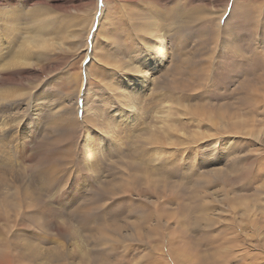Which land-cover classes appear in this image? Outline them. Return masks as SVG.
Here are the masks:
<instances>
[{
	"label": "rangeland",
	"instance_id": "1",
	"mask_svg": "<svg viewBox=\"0 0 264 264\" xmlns=\"http://www.w3.org/2000/svg\"><path fill=\"white\" fill-rule=\"evenodd\" d=\"M5 9L16 14L0 21V27L7 25L4 33L25 37L23 48L11 43L10 54L20 49L16 59L25 54L27 64L0 69V95L8 93L0 120L14 128L13 138L0 147V161L7 160L20 183L14 199L19 212L5 200L8 195L0 196V241L26 236L43 256L48 250L66 256L30 261L5 245L0 264H264V241L257 243L256 236L264 235V88L244 72H262L264 81L258 35L259 27L264 30V0H0V12ZM230 9L229 25L242 26L231 46ZM178 11L187 22L189 12L201 21L177 29L170 20ZM153 23L167 26L148 35ZM39 26H46L42 35H50L35 36ZM164 32L169 41L158 55L155 36ZM232 60L241 61L239 69L229 65ZM189 71L197 76L182 81ZM246 76L263 101L241 102L251 94L239 88ZM174 85L185 91L175 92ZM34 107H42V117L33 118ZM83 116L89 118L81 121ZM35 168L40 175L54 168L59 179L49 192L39 188L45 198L37 201L24 192L31 191L27 184ZM106 181L115 196L96 194V184ZM77 207L90 218L79 229L82 239L73 240L61 214L73 218ZM91 229L110 239L99 234L86 241ZM119 231L130 232L133 241H121ZM108 250L114 253L106 257Z\"/></svg>",
	"mask_w": 264,
	"mask_h": 264
},
{
	"label": "bare ground",
	"instance_id": "2",
	"mask_svg": "<svg viewBox=\"0 0 264 264\" xmlns=\"http://www.w3.org/2000/svg\"><path fill=\"white\" fill-rule=\"evenodd\" d=\"M7 2V1H6ZM28 3H31V2H28ZM235 3V2H234ZM4 8V7H3ZM3 10V9H2ZM41 10V9H40ZM44 9H42L41 11H43ZM231 10V9H230ZM13 11H15V10H13ZM10 12V11H7L6 9L4 10V11H2V12H0V21H5V19L8 17V16H10V14H11V16H13V15H15L16 14V12ZM40 11V12H41ZM22 12V11H21ZM24 12V11H23ZM34 12V11H33ZM189 12V11H188ZM186 13V12H185ZM18 14H20V12L18 13ZM192 14H194V13H192ZM195 14H196V12H195ZM33 15H35V14H33ZM46 15V14H45ZM44 15V16H45ZM189 16L186 18L187 20H188V22L186 21V20H184V18H185V16H183V13H182V15H181V13H180V11H178V12H176L175 14H173L172 16H171V25H173V24H175L176 23V27H177V29L182 25V24H184V23H194V24H196V23H198L199 21H201V20H199V18L198 17H194L193 15L192 16H190L191 14H190V12H189V14H188ZM231 15H232V10L230 11V13H229V16H228V18H227V32H228V42H229V44H230V46H231V44H234L235 42H237L238 41V37L239 36H237V35H233L234 34V32H235V30H236V28L237 29H239L240 31L242 30V26H240V25H236V23H235V25H233V26H230L229 25V20H230V18H231ZM23 16V14H21V16L19 15V17H22ZM26 16H28L27 15V13H26ZM40 16V15H39ZM43 16V15H42ZM220 16V15H219ZM147 18H150V17H147ZM22 19H23V17H22ZM29 19H30V17H29ZM35 19V18H34ZM153 19V18H152ZM19 20H21V19H19ZM26 20V19H25ZM243 20V19H242ZM27 22H25V23H27L28 25H29V23H31L30 21H28V20H26ZM92 21H93V19H92ZM249 21V20H248ZM10 22V21H9ZM12 22V21H11ZM11 22H10V24H11ZM14 22V21H13ZM19 21H17L16 22V24L18 23ZM22 23H24L23 21H21ZM29 22V23H28ZM32 22H33V20H32ZM35 22H36V20H35ZM92 23V22H91ZM257 23L258 24H260L259 23V21H257ZM10 24H8V25H10ZM26 25V24H25ZM1 26V25H0ZM2 26L3 27H0V45L2 46L3 44H5V47H4V51H3V55H1L0 56V69H2V68H5L6 69V67L5 66H13V67H17V66H21V65H23L24 63L25 64H27L26 63V60H25V57H26V55L25 54H21L20 56H19V59L20 60H17L16 59V57H17V54L18 53H20L21 52V50L20 49H16V50H14V52L12 53L11 52V54H10V51H9V49H10V47L9 46H11L12 44L11 43H15V44H17L16 46L17 47H21V48H23V46H25V37L24 38H21V37H17V35L15 36L14 34H12V36H11V34H10V32L9 33H4V30H6L5 28H6V26H5V23L4 24H2ZM23 26H24V24H23ZM91 26V25H90ZM146 26H148V25H146ZM150 26H154V27H148L147 28V31L149 32L148 33V35H151L152 33L153 34H155L156 35V32H161V31H163V30H165V27L167 26V23H165V25L163 24L162 25V27L161 28H155V27H158V23H153V24H151ZM19 27V26H18ZM34 27H35V25H34ZM248 27V26H247ZM259 27V26H258ZM37 28V27H36ZM45 28H46V26H45ZM43 26H39L37 29H35L34 28V31L36 32V34H34L35 36L38 34V35H40V38H41V35L43 34V29H45ZM90 28V27H89ZM88 28V29H89ZM192 28H194V26H189V29H192ZM18 29V28H17ZM30 29V28H29ZM257 29V28H256ZM9 30H11V31H14L13 30V28H11V29H9ZM19 30V29H18ZM43 30V31H42ZM100 30V29H99ZM3 31V32H2ZM19 31H21V30H19ZM33 31V32H34ZM200 31V30H199ZM18 32V31H17ZM29 32V31H28ZM31 32V31H30ZM33 32L31 33V34H33ZM34 32V33H35ZM52 32V31H51ZM99 32V31H98ZM20 33H23L22 31L20 32ZM64 33H66V32H64ZM29 34V33H28ZM53 34V33H52ZM21 35V34H20ZM20 35H18V36H20ZM46 35H50L49 33L48 34H46ZM46 35H42V36H46ZM65 35V34H64ZM241 36V38L240 39H242V40H245V36L243 35V33L242 34H240ZM258 35L260 36V38H261V41H262V48H264V30H262V28L261 27H259V29H258ZM24 36V35H23ZM34 36V37H35ZM66 36V35H65ZM68 36H69V33H68ZM38 37V39H39V36H37ZM47 37V36H46ZM156 37V39H158L159 40V45L157 46V48H158V53H156V54H158V55H162V54H164V43L166 44V42H168L169 41V36L166 34V32H164V33H160L158 36H155ZM21 38V39H20ZM36 38V37H35ZM48 38H49V36H48ZM86 38V37H85ZM34 39V38H33ZM43 40V39H42ZM46 40V39H45ZM45 40L44 41H42V43L43 42H45ZM48 41H50V40H48ZM7 42H9V43H7ZM2 43V44H1ZM28 43H31V42H29L28 41ZM48 43V42H47ZM53 43V42H52ZM45 44H46V42H45ZM153 44V43H152ZM156 44V43H155ZM229 44H225V45H229ZM245 44V43H244ZM43 45H44V43H43ZM48 46H49V44H47ZM157 45V44H156ZM238 45V44H237ZM240 45V44H239ZM15 46V45H14ZM51 46H52V44L49 46L50 48H51ZM155 47V46H154ZM167 47V46H166ZM224 47V46H223ZM30 48H31V44H30ZM242 48H244L243 46H242ZM261 48V49H262ZM12 49H15V48H12ZM262 50H264V49H262ZM155 51V50H154ZM247 51H248V49H247ZM155 52H157V51H155ZM2 53V52H1ZM168 53V52H167ZM260 52H258V53H254L255 55L254 56H256L257 58H258V60L259 59H261V56H260V54H259ZM166 54V53H165ZM165 56V55H164ZM229 56V55H228ZM162 57V56H161ZM231 57V56H230ZM151 58V57H150ZM27 59V58H26ZM152 59H155V58H152ZM157 59V58H156ZM163 59V58H162ZM248 59V58H247ZM164 60V59H163ZM155 61V60H154ZM153 61V63H155ZM165 61V60H164ZM238 61H240V60H232V61H230V63H229V65L231 66V67H234L235 65H237V67H238V69H239V63L241 64V61L238 63ZM260 63H262L261 61H259ZM159 63V62H158ZM157 63V64H158ZM146 64V63H145ZM191 64H192V62H191ZM217 64H219V63H217ZM263 65H264V63H262ZM155 65V64H154ZM161 65V64H160ZM167 65V64H166ZM147 66V65H146ZM8 67V68H9ZM12 67V68H13ZM155 67V66H154ZM194 67V66H193ZM193 67H191V68H193ZM7 68V69H8ZM11 68V67H10ZM145 68V67H144ZM147 69H148V67H146ZM166 68V67H165ZM236 68V67H235ZM257 68H259V66H257ZM5 69H3V70H5ZM136 69V68H135ZM142 69V68H141ZM232 69V68H231ZM156 71H157V69H155ZM263 70V69H262ZM148 71H149V69H148ZM166 71V70H165ZM239 71V70H238ZM162 72V71H161ZM198 72V71H197ZM197 72H194V71H189V72H185V73H182V76H184L186 79H183L182 81H185V80H190L191 78H195L197 75H195ZM240 72H242V71H240ZM244 72H246V75H250V76H252L251 74H253L254 75V78L256 79V80H258V79H260V82H256L257 83V85L258 86H261V90L264 88V81H262V72H261V74H254V72H253V69H246ZM167 73V72H166ZM163 74V73H162ZM172 74V73H171ZM173 74H177V75H179L180 74V72H178V69H176L175 70V73H173ZM239 74V72H237V73H233L232 74V76L234 75V76H237ZM168 75H170V74H168ZM241 76H243L242 74H240ZM90 76V75H89ZM172 76V75H171ZM232 76L230 77V79L228 80V81H225L226 82V84H228V82L230 81V80H233V78H232ZM257 76H259V77H257ZM87 77H88V74H87ZM142 77V76H141ZM183 77V78H184ZM247 78H246V85H247V87H246V85H245V83H243V82H241L240 83V86H239V88L240 89H248V88H250V87H248V85H249V79H248V77L249 76H246ZM175 78H176V76H175ZM239 78V77H238ZM250 78V77H249ZM135 79H136V77H135ZM143 79V78H142ZM254 79V80H255ZM128 80V79H127ZM126 80V81H127ZM172 80H173V78H172ZM139 82V81H138ZM149 82V81H148ZM165 82V81H164ZM172 83H173V81H171ZM253 82H255V81H253ZM135 83V82H134ZM255 83V84H256ZM140 84V83H139ZM185 85H187V86H189L188 85V83H184ZM254 84V83H253ZM172 85V84H171ZM252 85V84H251ZM140 86H142V84L140 85ZM145 86V85H144ZM256 86V85H255ZM252 87V86H251ZM131 88V87H130ZM172 88H174V91L176 90L177 92H180V93H182L183 92V90H184V88L185 87H178L177 85H174V87H172ZM141 89V88H140ZM129 90V89H128ZM171 90V89H170ZM136 91V90H135ZM140 91H142V90H140ZM175 91V92H176ZM185 91V90H184ZM254 91V92H253ZM41 92H42V90H41ZM248 93L250 92L251 94H250V96H246V97H243V98H241V102H245L246 104L247 103H250L249 101H251L252 100V98L253 99H255V100H261V101H263V99H262V96L264 95V94H262V96H261V94L259 93V87H255V88H253L252 87V89L250 88V89H248V91H247ZM4 93H6V91H3L2 93H1V95H0V113H2L3 111H2V109L3 110H5V109H7V105L6 104H4V105H2L3 103H7V101H8V98H7V96L4 94ZM149 93V92H148ZM174 93V92H173ZM2 94H4L3 95V97H2ZM7 95H8V93H6ZM41 94V93H40ZM43 94V93H42ZM49 95V94H48ZM137 96V95H136ZM37 97H38V99H39V97H42L41 95H37ZM48 97V96H47ZM142 97V96H141ZM205 98V97H204ZM34 99V98H33ZM45 99V98H44ZM139 100V99H138ZM251 102H253V100L251 101ZM37 103V102H36ZM121 103V102H120ZM133 103H135V100H133ZM178 104H180V103H178ZM253 104V103H252ZM130 106H133V104H130ZM43 107V106H42ZM41 107V108H42ZM88 107H90L89 105L87 106V110H88ZM252 107V106H251ZM41 108L40 107H34L33 109H32V114H33V118L34 119H38L39 117H42V115H41ZM45 108V107H44ZM84 108H85V105H84ZM91 109H92V107H91ZM94 109V108H93ZM64 110V109H63ZM75 110V109H74ZM87 110H86V113H87ZM179 110V109H178ZM250 111V110H249ZM253 111V110H252ZM83 113L85 112V110L83 109V111H82ZM90 113V112H89ZM84 115V114H83ZM87 115V114H86ZM176 115V114H175ZM165 117V116H164ZM169 117V116H168ZM198 117V116H197ZM235 117V116H234ZM46 118V117H45ZM89 117L88 116H83L82 118H81V121H83L84 119H85V121L88 119ZM170 118V117H169ZM4 119V118H3ZM0 120V123H2L1 125H0V147H2V145L4 144V142L8 139V140H10L11 138H13V137H11L12 136V131L14 130V128H9V124L6 122V121H4V120ZM217 119V118H216ZM177 120V119H176ZM45 121V120H44ZM91 121H95L96 122V119L95 118H93V119H91ZM129 121V120H128ZM175 121V120H174ZM36 123H38V122H36ZM87 123V122H86ZM173 123V122H172ZM175 123V122H174ZM88 124V123H87ZM36 126H37V124H35ZM227 125H229V123L227 124ZM254 125V124H253ZM171 126V125H170ZM70 127H75V126H70ZM168 127V126H167ZM226 127V126H225ZM16 129V128H15ZM67 129V128H66ZM198 129V128H197ZM217 129V128H216ZM94 130V129H93ZM194 132V131H193ZM85 133V132H84ZM161 133V132H160ZM202 133H204V132H202ZM162 134V133H161ZM84 135V134H83ZM204 135V134H203ZM188 139V138H187ZM57 141V140H56ZM13 142V141H12ZM104 143V142H103ZM46 146V145H45ZM228 154V153H227ZM235 157V156H234ZM86 160V159H85ZM87 161V160H86ZM1 164L3 165V166H1ZM7 160L6 159H3V160H1L0 161V196H2V195H8L6 198H5V200L12 206V207H14V208H16V209H14L15 210V212H19V209H20V206H19V204L17 203V202H14V199H15V197H16V195H15V193L17 192V189L19 190V178L17 177V176H15V174H13L12 173V170L10 169V168H8V166H7ZM143 166V165H142ZM136 169V168H135ZM150 169V168H149ZM237 169V168H236ZM56 169H47V173H41V175H40V171H39V169H37V168H35L34 169V171L32 172V169H31V172L32 173H30L29 174V182H28V184L27 185H29L30 187H31V191H29L27 188V190L26 191H24L25 192V194L26 195H28V199H35L36 201L37 200H40V199H43V198H45V197H43L42 196V192H41V190L40 189H46V191H48L47 189L49 188V187H52V185L51 184H53V183H55V182H57L59 179H56L58 176H57V174L55 175V177H53V173H55L54 171H55ZM151 171V170H150ZM212 171V170H211ZM44 172H46V171H44ZM207 174V173H206ZM71 175V174H70ZM152 175V174H151ZM159 175V174H158ZM158 175H156V176H158ZM57 176V177H56ZM153 176V175H152ZM155 176V175H154ZM160 176V175H159ZM65 177H67V175H65ZM135 177H136V175H135ZM163 178H164V175H163ZM163 178H161L162 180H164ZM56 179V180H55ZM159 179H160V177H159ZM108 180V179H107ZM167 180V179H166ZM55 181V182H54ZM63 181H64V179H63ZM136 181V180H135ZM61 182V181H60ZM59 182V183H60ZM102 182V181H101ZM153 182H154V179H153ZM40 183V185L42 184V187H40V185H38V184ZM63 183V182H62ZM129 183V182H128ZM64 184V183H63ZM63 184H60V186H62ZM98 184V183H97ZM96 184V186H98L99 187V191H97V190H95L96 192V194L98 195V196H105V195H107V196H115L113 193H115V190H114V188H112L111 186H109V184H108V182L106 181V183H104L103 184V186H99V185H97ZM100 184V183H99ZM105 184H107V185H105ZM26 185V187H29V186H27ZM72 186H73V184H71ZM101 185V184H100ZM105 185V186H104ZM11 186V187H10ZM64 186V185H63ZM71 186V187H72ZM95 186V187H96ZM22 187V186H21ZM25 187V186H24ZM23 187V189L25 190V188ZM56 187H58V186H56ZM98 187H96V188H98ZM12 188H13V191H12ZM40 188V189H39ZM60 188V187H59ZM62 188V187H61ZM32 189L33 190H35L34 192H32ZM57 189V188H56ZM12 191V196L10 195V192ZM30 193H29V192ZM42 191H44V190H42ZM58 191V190H57ZM72 192H73V190H71ZM87 191V190H86ZM118 191V190H117ZM116 191V192H117ZM134 191V190H133ZM19 192V191H18ZM17 192V194H19ZM22 192H23V190H22ZM23 192V193H24ZM49 192V191H48ZM48 192H46V193H48ZM119 193V192H118ZM22 193H20V195H21ZM78 194V193H77ZM20 195H18V196H20ZM92 195V194H91ZM90 195V196H91ZM86 196V195H85ZM118 196V195H117ZM27 197V196H26ZM77 197H80V196H77ZM119 197V196H118ZM88 198V197H87ZM90 198V197H89ZM99 198V197H98ZM103 198V197H102ZM107 198V197H106ZM109 198V197H108ZM18 199V198H17ZM70 199V198H69ZM82 199V198H81ZM84 199V198H83ZM110 199V198H109ZM97 200H99V199H97ZM102 200V199H101ZM16 201V200H15ZM75 201V200H74ZM79 201V200H78ZM3 202H5V201H3ZM33 204V203H32ZM73 204V203H72ZM27 205V204H26ZM76 206V205H75ZM84 207V206H83ZM87 207V206H86ZM62 208V207H61ZM8 209V208H7ZM27 209V208H26ZM1 210H3V209H1ZM81 210L82 209H80V208H76V209H73V211L75 212V213H73V218H71V216L69 217L68 215H62L60 212V214H61V216H64V217H67L68 218V222L66 223L65 222V231L68 233V236L70 237L69 239H73V240H76V239H78V238H81L82 239V237H83V233L84 232H81L82 230L84 231V229H83V226H86L87 225V223L89 222V216H86L85 214H83V213H81ZM122 210V209H121ZM87 211V210H86ZM86 211H84V212H86ZM10 212V211H9ZM78 212H80V213H78ZM123 212H125L124 210H123ZM21 213V212H20ZM6 215V214H5ZM34 215H36L35 213H29V214H27V216H28V219H29V221L30 220H33L36 224L35 225H37V227L39 228H41V226L42 225H39L40 223H39V219H37L38 217H34ZM59 215V214H58ZM5 217V216H4ZM43 218H46V216L45 215H43L42 216ZM7 219V218H6ZM15 219V218H14ZM1 220V219H0ZM12 220V219H11ZM56 220H57V218H56ZM65 220V219H64ZM67 220V219H66ZM3 221H5V219L3 220ZM2 221V222H3ZM8 221V220H7ZM71 221H73L72 223H74V221H77V222H79V224H80V227H76V225H74V224H71L70 222ZM1 222V223H2ZM31 222V221H30ZM63 223V222H62ZM62 223H61V225H62ZM78 224V225H79ZM15 225V224H14ZM23 224H21V226H22ZM11 228H13V227H11ZM20 228V227H19ZM82 230H81V229ZM1 229V228H0ZM7 229V228H6ZM81 231H80V230ZM91 231V234H89V235H87V239H86V241H90V240H92V239H95V238H97L98 236H99V234L101 235V237L103 238V239H106V240H108V239H110V236H108V235H106V234H104V233H100L99 232V230H97V229H91L90 230ZM258 232V231H257ZM64 233V232H63ZM118 233V235L120 236V239H121V241H124V240H132L133 241V239H132V237H131V233L130 232H126V233H123V232H121V231H119V232H117ZM7 234H9V233H7ZM16 234V233H15ZM1 235V234H0ZM13 235V234H12ZM30 236V235H29ZM257 236V238H258V242L257 243H260L261 241H264V235H263V232H261V233H259V235H256ZM260 236H263V238H260ZM26 237V236H25ZM24 236H21V235H13V236H7L5 239H2L1 241H0V246L1 247H3V246H5L6 245V248H7V250H9V249H12V250H16V249H20L21 251H20V254H19V256H18V258H20V259H29L30 261H35V260H38L39 258L40 259H43V257H45V259H48V258H53V259H56V260H63L64 258H65V253H63V252H54V254L52 255V252H50L49 250H48V252H46V253H44V255L45 256H43V253H40V251H39V249H35V248H33V246H31L30 244H32L31 242H28V239H26V238H28V237H26L25 238ZM60 237V236H59ZM34 240V239H33ZM245 240V239H244ZM45 241L46 242H51V240H47V239H45ZM71 241V240H70ZM42 245H44V244H42ZM147 246H149V245H146L145 246V248L147 249ZM40 247V246H39ZM37 248V247H36ZM45 248V247H44ZM43 248V249H44ZM161 248V247H160ZM1 249H4V248H1ZM261 249H263V248H261ZM6 250V249H5ZM6 250V251H7ZM42 250V249H41ZM45 250V249H44ZM150 250V249H149ZM19 251V250H18ZM47 251V250H46ZM151 251V250H150ZM149 251V252H150ZM110 252H113L114 253V251L113 250H108V251H106V252H103V254H104V256H106V257H108L107 256V253H110ZM171 252V251H170ZM264 252V251H263ZM161 253V252H160ZM172 253V252H171ZM8 254H10V255H12L11 253H10V251H9V253ZM150 254H152V253H150ZM174 254V253H173ZM9 255V256H10ZM98 255H100V254H97V255H95L94 256V258H98V257H101V255L100 256H98ZM4 256V255H3ZM8 256V257H9ZM148 256V255H147ZM151 256V255H150ZM258 256V255H257ZM256 256V257H257ZM1 257V256H0ZM16 256H13V260L15 261V262H17V260H18V258L16 257ZM163 257V256H162ZM174 257H175V255H174ZM87 258V257H86ZM177 258V257H176ZM264 257H262V259H263ZM11 259V260H12ZM85 259V258H84ZM88 259V261H90L89 260V257L87 258ZM149 259V258H148ZM155 259V258H154ZM166 259H168V258H166ZM3 260H4V258H3ZM199 260L200 261H205V259H203V258H199ZM152 261V260H151ZM155 261V260H154ZM181 261V260H180ZM252 263H253V260H250ZM11 262H13V261H11ZM172 262H174V261H172ZM158 263H159V261H158ZM164 263V262H163ZM10 264V263H9ZM149 264H151V263H149ZM166 264V263H165Z\"/></svg>",
	"mask_w": 264,
	"mask_h": 264
}]
</instances>
